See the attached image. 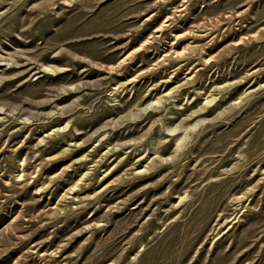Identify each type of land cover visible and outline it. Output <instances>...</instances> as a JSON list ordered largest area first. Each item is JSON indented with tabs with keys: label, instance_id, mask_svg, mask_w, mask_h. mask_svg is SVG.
<instances>
[{
	"label": "rangeland",
	"instance_id": "rangeland-1",
	"mask_svg": "<svg viewBox=\"0 0 264 264\" xmlns=\"http://www.w3.org/2000/svg\"><path fill=\"white\" fill-rule=\"evenodd\" d=\"M0 264H264V0H0Z\"/></svg>",
	"mask_w": 264,
	"mask_h": 264
},
{
	"label": "bare ground",
	"instance_id": "bare-ground-1",
	"mask_svg": "<svg viewBox=\"0 0 264 264\" xmlns=\"http://www.w3.org/2000/svg\"><path fill=\"white\" fill-rule=\"evenodd\" d=\"M163 29H164V26H161V27L159 28V31H162ZM147 42H148V41H147ZM147 42H145V43L147 44ZM149 42H150V41H149ZM145 43H144V45H145ZM142 49H143V48H142ZM188 51H189V48H187L185 52H188ZM174 54H175V53H174ZM174 56H175V55H174ZM183 56H184V53H182V52H180V53L178 52V53H177V52H176V57H178V58H182ZM124 62H125V59L121 61V63L119 64V66H120L122 63H124ZM119 66H118V67H119ZM211 103H212V101H211ZM19 169H20V168H19ZM22 173H23V172H22ZM22 175H23V174H22ZM22 175H21V176H22ZM17 177H18V176H17Z\"/></svg>",
	"mask_w": 264,
	"mask_h": 264
}]
</instances>
